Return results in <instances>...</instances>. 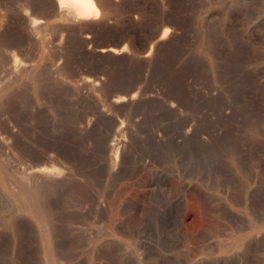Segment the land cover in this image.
<instances>
[{"label": "rangeland", "instance_id": "374dc122", "mask_svg": "<svg viewBox=\"0 0 264 264\" xmlns=\"http://www.w3.org/2000/svg\"><path fill=\"white\" fill-rule=\"evenodd\" d=\"M0 1V264H264V0Z\"/></svg>", "mask_w": 264, "mask_h": 264}, {"label": "bare ground", "instance_id": "6f19581e", "mask_svg": "<svg viewBox=\"0 0 264 264\" xmlns=\"http://www.w3.org/2000/svg\"><path fill=\"white\" fill-rule=\"evenodd\" d=\"M22 1H26V0H22ZM35 1V0H34ZM34 1H32V2H34ZM39 1V0H38ZM37 0L35 1V3H37L38 2ZM46 1V0H45ZM50 1H52L51 3L53 4V0H49L47 3L49 4V2ZM57 1V0H56ZM1 2V1H0ZM9 2V1H8ZM99 1H96V0H62V1H60V5H59V8H60V11H61V13L63 14V15H65L67 18H69L70 20H81V19H92V18H98L99 17V15H101L100 14V7L102 6V4H100V6L98 5L99 3H98ZM103 2H104V0H103ZM3 3V2H2ZM2 3H0V5L2 4ZM7 3V2H6ZM22 3V2H21ZM55 3V2H54ZM101 3H102V1H101ZM26 4V3H25ZM30 4H31V2H30ZM39 4V3H38ZM105 4V3H104ZM104 4H103V7H104ZM28 5H29V3H28ZM33 5L34 4H32V5H30V6H32L31 8H34L33 7ZM107 5V4H106ZM18 6H20V5H18ZM18 6H16V8L18 7ZM26 7L27 5H23V3H22V7ZM30 6H28V7H30ZM52 6V5H51ZM21 7V6H20ZM19 7V9L21 10V8ZM43 7H44V5H43ZM36 8V7H35ZM38 8V7H37ZM42 8V7H41ZM51 8V7H50ZM53 8H55V7H53ZM57 8V7H56ZM55 8V9H56ZM4 9V8H3ZM39 9V8H38ZM43 9H46L47 10V8L45 7V8H43ZM42 9V10H43ZM9 11H10V9H8ZM7 10V11H8ZM41 10V9H40ZM57 10V9H56ZM102 10V9H101ZM6 11V10H5ZM6 11V12H7ZM31 11H33V9L31 10ZM51 11V10H50ZM49 11V12H50ZM107 11V10H106ZM48 12V11H47ZM49 12H48V14H49ZM55 12V11H54ZM3 13V12H2ZM7 13H9V12H7ZM19 14H20V12H18ZM28 13V12H27ZM37 13V12H36ZM35 12L34 13H29V15H31V14H34L35 16H37V17H34V18H32V19H29V20H31L32 21V23H31V25H29V27L28 28H30V34L31 33H33L34 35H35V33L36 34H41L42 32H43V24L46 22V19H45V17H47V16H40L39 14V16L36 14ZM38 13H39V10H38ZM41 13V12H40ZM44 13V12H43ZM42 13V14H43ZM51 13V12H50ZM4 14V13H3ZM10 14H13V13H10ZM18 14V15H19ZM24 14V13H23ZM46 14V13H45ZM52 14V13H51ZM57 14V13H56ZM8 15V17H9V14H7ZM14 15H15V13H14ZM26 15V14H25ZM47 15V14H46ZM103 15V14H102ZM101 15V16H102ZM106 15H108V14H106ZM4 16V15H3ZM11 16V15H10ZM13 16V15H12ZM12 16H11V18H12ZM20 16H22V15H20ZM27 16V15H26ZM7 17V18H8ZM30 17V16H29ZM28 17V18H29ZM32 17V16H31ZM54 17H55V15H54ZM61 17V16H60ZM23 18V17H22ZM49 18H50V16H49ZM100 18V17H99ZM3 19V18H2ZM59 19V18H58ZM19 20H21V19H19ZM61 20V19H60ZM15 21H17L16 19H15ZM69 21V20H68ZM1 22V21H0ZM12 22V21H11ZM14 22V21H13ZM19 22V21H18ZM95 22V21H94ZM16 23V22H15ZM14 23V24H15ZM21 23H22V25H23V22L21 21ZM20 23V24H21ZM25 23H26V21H25ZM30 22H28L27 23V25L29 24ZM14 24H13V26H14ZM18 24V23H17ZM18 26V25H17ZM21 26V25H20ZM19 26V27H20ZM56 27H58V25H55ZM15 28H16V24H15V26H14ZM18 27V28H19ZM52 27H54L53 25H52ZM64 27V26H63ZM21 28V27H20ZM27 28V29H28ZM60 28V27H59ZM24 29V28H23ZM51 29V28H50ZM61 29V28H60ZM52 30H54V28H52ZM11 31H13V28H12V30ZM15 31H16V29H15ZM18 31H20V30H18ZM56 31V30H55ZM17 32V31H16ZM15 32V33H16ZM22 33H23V31H21ZM21 32H19V33H21ZM52 32V31H51ZM9 33V32H8ZM29 33V32H28ZM11 34V33H10ZM56 34V33H55ZM60 34H61V32H60ZM12 35V34H11ZM11 35H9V37L11 36ZM25 35V34H24ZM23 35V36H24ZM27 35V34H26ZM34 35H33V37H34ZM28 36V35H27ZM27 36L25 37H22V38H24L23 40H25V38H27ZM31 37H29V38H27V39H31V38H33L32 37V35H30ZM47 36V35H46ZM56 36V35H55ZM1 37V36H0ZM57 37H59V35L57 36ZM18 38H20V37H18ZM22 38H20V39H22ZM7 39V38H6ZM59 39V38H58ZM87 39V38H86ZM90 39V38H89ZM88 39V40H89ZM2 40V39H1ZM11 40H13L14 41V39H12L11 38ZM10 40V41H11ZM33 39H31V42H33L32 41ZM9 41V40H8ZM19 41V40H18ZM22 41V40H21ZM21 41L19 42V43H21ZM26 41V40H25ZM55 41V40H54ZM24 42V41H23ZM29 42V41H28ZM27 42V43H28ZM31 42H29L28 44H31ZM1 43H2V41H1ZM16 43H17V41H16ZM5 43H3L2 45H4ZM18 44V43H17ZM24 44H26V42H24ZM23 45V43H22V45L23 46H29V45ZM42 44V43H41ZM54 44V43H53ZM1 45V44H0ZM19 45H21V44H19ZM16 46V48H18L19 46L18 45H15ZM23 46H21V47H23ZM31 46V45H30ZM61 46H62V44H61ZM24 47V48H25ZM57 47H60V44H59V46H57ZM15 48V49H16ZM28 48V47H27ZM61 48V47H60ZM59 48V49H60ZM1 49V48H0ZM8 49V48H7ZM12 49V48H11ZM20 49H22L23 50V48H20ZM26 49V48H25ZM31 49V48H30ZM54 49H55V45H54ZM9 50V49H8ZM13 50H14V48H13ZM3 51H4V49H3ZM55 51H56V56L58 55V54H60V53H58V51L55 49ZM60 51V50H59ZM103 51L105 52H107V51H109V52H111V51H113V52H118V50H116V49H103ZM119 51H120V49H119ZM4 52H6V51H4ZM8 52V51H7ZM6 52V53H7ZM9 52H10V50H9ZM8 52V53H9ZM19 52H22L21 50L19 51ZM26 52H28V49H27V51ZM26 52H24V53H26ZM105 52V53H106ZM11 53H13L12 51H11ZM23 53V52H22ZM23 53V54H24ZM2 54H4L3 52H2ZM19 54H21V53H19ZM6 55V54H5ZM25 55H27V54H25ZM28 55H29V53H28ZM1 53H0V58H1ZM7 56V55H6ZM22 56V55H21ZM56 56H55V58H56ZM59 56V55H58ZM9 58L10 57H12L11 55L10 56H8ZM16 57V56H15ZM23 57V56H22ZM26 57V59L25 60H27V57L28 56H25ZM24 57V58H25ZM3 58V57H2ZM1 58V59H2ZM8 58V59H9ZM58 58V57H57ZM11 59H13V58H11ZM21 59H23V58H21ZM20 58H19V61L22 63V61L24 60H21ZM16 60V59H15ZM13 61V60H12ZM56 61V60H55ZM60 61V60H59ZM59 61H57V62H59ZM11 62V61H10ZM19 62V63H20ZM28 62V61H27ZM27 62L25 63L24 61H23V63L22 64H24L25 63V65H27ZM56 62V63H57ZM61 62V61H60ZM7 63V62H6ZM5 63V64H6ZM20 63V64H21ZM1 64H2V61H1ZM1 64H0V66H1ZM4 64V63H3ZM15 64V63H14ZM20 64H18V61H17V64H16V66H21ZM60 65V64H59ZM3 67V66H2ZM12 67V66H11ZM26 67H28V66H26ZM13 68V67H12ZM11 68V69H12ZM14 68H17V69H19L20 67H15L14 66ZM22 68V67H21ZM20 68V69H21ZM24 68H25V66H24ZM2 69V68H1ZM0 69V70H1ZM16 69V70H17ZM43 69V68H42ZM41 69V70H42ZM16 70H14V71H16ZM61 70H63L62 68H61ZM12 71V70H11ZM23 71H24V69H23ZM58 71V70H57ZM13 72V71H12ZM17 72V71H16ZM16 72H14L15 74H17ZM20 72H21V70H20ZM19 71H18V73H20ZM59 72V71H58ZM63 72V71H62ZM36 74H37V72H35ZM38 75V74H37ZM39 75H42V74H40L39 73ZM37 77V76H36ZM43 77V76H42ZM41 78V77H40ZM30 79V78H29ZM28 79V80H29ZM38 79V78H37ZM58 79V78H57ZM43 80H44V78H43ZM26 82H27V79L25 80ZM30 81V80H29ZM38 81H39V79H38ZM38 81H35V82H37L38 83ZM42 83H44V82H42ZM26 84V88L27 89H29L28 88V85H27V83H25ZM28 84H29V82H28ZM32 86V85H31ZM42 87V86H41ZM43 88H44V86H43ZM40 89V88H39ZM38 91H40V90H38ZM6 98H8V96L6 97ZM121 100H123V99H121V98H118L117 99V102H119V101H121ZM0 123H1V121H0ZM3 126H4V124H2ZM1 125V126H2ZM5 125H7V124H5ZM9 125H10V122H9ZM9 125H7V127L6 128H8L9 127ZM2 126V127H3ZM1 127V128H2ZM13 127H12V125H11V127L10 128H8V129H10V130H12L13 131V129H12ZM3 129H5V128H3ZM2 130V129H1ZM6 130V129H5ZM7 132H8V130H7ZM9 134V133H8ZM15 136V135H14ZM9 137H11V136H9ZM9 139V138H8ZM18 143V142H17ZM20 143V142H19ZM18 143V144H19ZM20 145V144H19ZM17 146V145H16ZM24 147H26V146H24ZM115 147V146H114ZM17 149H18V147H17ZM16 149V150H17ZM21 151V150H20ZM16 153H19V151H15ZM17 156H20L19 154L17 155ZM21 159H22V161H24L23 163L24 164H27L26 165V168H25V170L24 171H26L25 172V175H24V178L26 179H29V181H28V184H32V183H34L35 185H28V186H26L25 188H23L22 189V193H21V195H20V198L22 199V200H24V199H28V202H27V207H28V209H30L31 211H36L35 209H34V207L36 206V209H37V207H42V209L44 210V212L46 213V215L48 214V205H47V203H46V201H47V194H46V191H47V188H49V187H47V185L49 186L50 184H52V185H54V184H56V183H60V181L62 180V178H63V166H64V162L62 161V159L61 158H59L58 156H54V155H49V156H46V157H44V158H41V159H34L33 161H30V163L29 162H26V160H25V157H24V154L22 153L21 154ZM21 163V162H20ZM23 172V171H22ZM8 179V178H7ZM10 179V178H9ZM7 181H9V180H7ZM50 189V188H49ZM18 200H19V198H18ZM21 203V202H20ZM29 203V204H28ZM49 203V202H48ZM25 208V207H24ZM37 212V211H36ZM40 216V215H39ZM41 217V216H40ZM47 217H48V215H47ZM49 219V218H48ZM54 242V241H53ZM52 242V243H53ZM55 256H57V255H55Z\"/></svg>", "mask_w": 264, "mask_h": 264}]
</instances>
